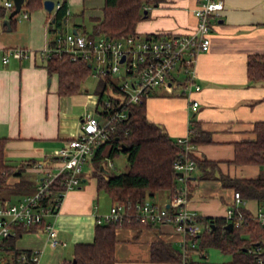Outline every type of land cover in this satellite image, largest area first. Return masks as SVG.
<instances>
[{
	"label": "crops",
	"instance_id": "0c3cea01",
	"mask_svg": "<svg viewBox=\"0 0 264 264\" xmlns=\"http://www.w3.org/2000/svg\"><path fill=\"white\" fill-rule=\"evenodd\" d=\"M86 1L81 0L80 3L85 4ZM198 4L199 0H162L147 7L148 16L138 21L136 32L143 36L190 32L197 23L194 9ZM67 5L69 12L61 32L69 30L67 25L71 31L77 29L85 34L97 32L95 25L97 18L103 15V8L101 14L90 15L91 23L88 25L83 20L70 22L73 7L78 4L75 0H67ZM41 8L46 10L44 4ZM55 11L46 10L45 40L48 46L54 45L58 33L51 32L54 26L49 24V14ZM82 12L84 14V10ZM9 15L10 12L0 10L4 31H13L17 25L15 16L10 18ZM4 35L6 32L0 36V46H21ZM210 39L209 49L197 54L192 92L184 91L186 75L181 68H177L173 72L172 91L161 86L145 98L146 114L173 138L189 136L196 158L217 163V169L208 178H200L203 171L198 165L188 183L187 206L196 210L200 218H226L227 209L234 204L235 192L239 190L224 184L220 176L248 179L264 175V163L235 161L237 145L254 141L257 138L255 124L264 121V79L255 80L248 75L249 57L264 54V0H225L224 10L213 23ZM45 61L36 55L12 59L7 64L0 63V137L6 138L5 156L13 170L2 192L10 189V194L16 195L12 202L33 192L42 178L43 171L34 168L33 162L41 161L57 167V150L79 133L86 115L92 112L99 118L104 116L103 98L97 89L91 91L82 87L84 90L76 93L60 94L58 73H50ZM194 100L198 101V105H193ZM194 138L196 140L192 141ZM112 160H104L108 162V168L113 167ZM85 165H89L88 171ZM85 165L80 186L68 190L57 214L47 218L56 225L59 243L52 244L44 226L17 222L4 240V245L21 252H38L37 264H64L74 258L77 243L92 242L98 216L108 213L117 202L109 192L99 187L94 164L89 161ZM27 173H30L29 176H26ZM23 181L27 183L23 184ZM11 195H1L4 198L2 201L12 203L8 201ZM242 197L241 208L250 216L264 211V198ZM100 198L109 202L107 207L100 204ZM170 198L171 195L163 191L151 200L168 206ZM200 223L203 230L204 225H208ZM171 224L174 223L156 222L142 228L120 225L116 231V264H171L165 260H153L151 253L152 243L161 239L174 247L178 244L176 248L184 253L183 236L176 227L173 230ZM222 253L231 257L210 261L207 249L201 253L195 251L191 259L196 264H227L232 255ZM3 254L5 264H20L11 251ZM213 256L220 257L216 252ZM191 259L188 258V262ZM182 262L183 258L177 264Z\"/></svg>",
	"mask_w": 264,
	"mask_h": 264
},
{
	"label": "built area",
	"instance_id": "2783aa9c",
	"mask_svg": "<svg viewBox=\"0 0 264 264\" xmlns=\"http://www.w3.org/2000/svg\"><path fill=\"white\" fill-rule=\"evenodd\" d=\"M23 4L24 2L22 7ZM61 5L60 0L55 1L53 10H57ZM15 6L14 0H0V10L11 13ZM224 7L225 0H199L198 6L194 9L197 18L195 28L190 32L176 35L156 33L143 36L136 33L115 38L102 32L85 34L70 31L58 32L54 45L39 50L23 46H0V63L3 64L9 63L12 59L32 58L36 55L47 59L52 53H68L73 60L83 58L90 62L91 68L97 70L103 77L125 76L120 83H114L110 79L114 85L112 87L117 91L110 88L107 97L101 100L104 116L99 118L92 112L86 115L79 133L57 150L59 160L57 167L48 166L41 161L32 163L34 168L43 171L35 190L17 202L8 204L0 202L1 248L5 247L4 240L11 234V228L17 222H23L28 226L42 225L52 244L60 242L54 221L47 218L57 214L68 190L80 186L84 165L94 158L97 148L115 131L118 124L128 117L131 104L154 94L161 86L172 91L173 72L177 68H181L186 75L184 91L192 92L197 54L209 49L213 23L219 18ZM29 16V11H24L22 17ZM123 57L124 60H121ZM95 74L96 72H93V75ZM193 105H198V101L194 100ZM177 142L181 150L174 161V167L177 172H182V175L178 174L179 183L169 205H160L146 199L137 204L135 215L146 222L174 223L177 231L183 236L182 264H188L186 248L197 245L195 236L203 230L199 221L200 214L187 206L188 183L198 164L189 136H180ZM56 182L59 188L52 193ZM241 202L243 197L236 191L234 204L226 212L228 222L237 227L241 226L246 218ZM126 217L129 219L130 215L124 204L116 203L108 213L98 216L97 223L106 220L121 221ZM254 217L264 224V211L260 210ZM204 228L210 229V225H204ZM256 250L260 251L261 247L256 246ZM16 260L19 263L29 260L28 264H37L39 253L35 251L28 256L26 251H22Z\"/></svg>",
	"mask_w": 264,
	"mask_h": 264
},
{
	"label": "trees",
	"instance_id": "16d2710c",
	"mask_svg": "<svg viewBox=\"0 0 264 264\" xmlns=\"http://www.w3.org/2000/svg\"><path fill=\"white\" fill-rule=\"evenodd\" d=\"M160 1L162 0H104L103 15L97 18L95 31L115 38L136 34L138 21L148 16V12L145 15L147 7L157 5ZM61 2L62 5L53 14H49V24L54 26L50 31L53 33L62 31L64 18L67 16V0ZM43 3L44 0H24L23 7L32 11L42 7ZM45 60L49 72L58 73L60 94L81 91L82 83L92 72L88 61L83 58L73 60L68 53H52ZM248 75L251 79H264V54L249 57ZM111 83L109 77L101 79L97 88L101 99L110 88H113ZM113 90L117 91L115 88ZM255 131L257 138L254 141L241 142L237 145L235 161L264 163V121L256 122ZM122 144H126L127 149L122 151ZM5 145L6 138L0 137V197L2 190L8 185L9 177L13 174L12 166L6 160ZM180 150L181 146L177 139L147 117L146 99L131 104L128 117L123 119L115 131L97 148L91 160L99 187L109 192L115 202L124 204L130 217L121 221L106 220L97 223L94 240L89 243H77L74 258L64 264H116L117 228L120 225L142 228L154 224L135 215L137 204L152 199L163 191L172 196L179 183L174 161ZM122 152L127 154V170L120 173L110 172L111 168L106 166L104 160L114 158ZM196 162L203 171L200 178L210 177L209 174L217 169V163L212 160L196 158ZM220 178L224 184L234 186L246 198H264V175L248 179H233L226 175ZM26 183L23 181V184ZM58 188L56 182L52 193ZM2 200L4 198L1 197L0 202H3ZM245 214L243 224L239 227L233 225L232 229L226 228L229 222L224 217L200 218L199 221L209 224L210 229L206 228L195 236L198 244L186 248L188 258L191 259V254L195 251L201 253L209 247H216L232 255L227 264H264V224L258 218L246 212ZM258 245L261 247L260 251L256 250ZM0 250H3L0 251V264L6 263L5 255H1L2 253L11 251L15 260L21 253L20 250L8 246L0 247ZM26 252L31 256L32 251ZM151 253L153 260H165L171 264L180 263L183 258L181 249L163 239L152 243ZM28 261L20 264H28ZM188 264H196V261L191 259Z\"/></svg>",
	"mask_w": 264,
	"mask_h": 264
},
{
	"label": "rangeland",
	"instance_id": "374dc122",
	"mask_svg": "<svg viewBox=\"0 0 264 264\" xmlns=\"http://www.w3.org/2000/svg\"><path fill=\"white\" fill-rule=\"evenodd\" d=\"M77 1V2H76ZM81 0H75V3H77L78 5L73 7V13L72 15L69 17L70 22L72 20H83L84 23L86 24H90L91 23V14L93 15L95 14H101L102 13V8L104 5V0H87L85 4L80 3ZM29 11V9L22 7L21 11L17 12L15 18L17 19V25L15 30L13 31H4V27L3 24L0 22V36L2 37L3 32H6V35H4L5 38H11L10 41L12 43H19V45H24V46H28L30 48L33 49H42L44 47H47V41L45 40V17L47 16V12L44 9H34L32 11H29L30 13V18H23V13L24 11ZM84 10V14L83 11ZM23 18V19H22ZM67 29H69L68 31H65L63 33L66 32H70V26L67 25L66 26ZM52 36V34L50 35ZM39 56V55H38ZM124 70V68H122ZM93 72L96 74L93 75ZM125 76H110V79L112 82L114 83H120L123 82ZM104 78L102 75H100L97 70H93L90 73V75H88V77L86 78V80H84V82L82 83V87L88 88L89 90H96L99 86V83L101 82V79ZM83 89V90H84ZM111 90H109L108 92H106V94H104V97H107L108 93ZM113 167H111L110 172L112 173H120L123 171L127 170V164H128V159H127V154L122 152L119 155H117L115 158H113ZM106 164L108 163L107 161H104ZM86 171H88L89 169V165H85ZM197 170V169H196ZM195 170V171H196ZM198 172V171H197ZM30 173H27L26 176H29ZM90 179H88L89 182ZM101 194H103V191L101 192ZM1 195H4L5 197H9L10 194V189H6V191L2 192ZM13 195V196H12ZM11 195V199L8 201H14L16 195L12 194ZM102 196V195H101ZM9 199V198H8ZM151 200V199H149ZM110 201V200H109ZM152 201V200H151ZM100 204L102 206L107 207L108 206V201L106 202L103 198H100ZM10 203V202H9ZM171 227L173 228V230L175 229L174 224H171ZM178 245V244H177ZM176 245V247H177ZM208 252L210 253V261H213L214 259H222V260H226L229 259L231 256L229 254H224L221 251H219L216 248H208ZM213 252H216L217 254L220 255V257L218 256H213Z\"/></svg>",
	"mask_w": 264,
	"mask_h": 264
},
{
	"label": "water",
	"instance_id": "95a60500",
	"mask_svg": "<svg viewBox=\"0 0 264 264\" xmlns=\"http://www.w3.org/2000/svg\"><path fill=\"white\" fill-rule=\"evenodd\" d=\"M15 2V8L11 11L10 13V17H12L13 15H15L17 12L20 11L21 7H22V3L24 2V0H14ZM44 7L45 9L48 11V12H52L53 11V8H54V5H55V0H44ZM147 13V9L145 10V15ZM9 22V21H7ZM75 33H78V30L77 29H74L73 30ZM121 60H124V57L121 59ZM89 66H91V63L89 62L88 63ZM127 149V145L126 144H122V147H121V150H125ZM179 175H182V172H178ZM169 205V204H167ZM233 227V224L231 222H229L227 225H226V228L228 229H232Z\"/></svg>",
	"mask_w": 264,
	"mask_h": 264
}]
</instances>
